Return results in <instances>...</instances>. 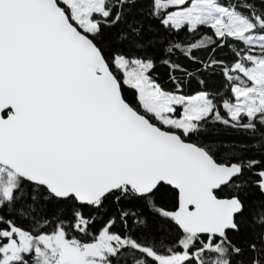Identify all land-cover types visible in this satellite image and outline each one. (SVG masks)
Listing matches in <instances>:
<instances>
[{
  "label": "snow or ice",
  "instance_id": "6c2138e0",
  "mask_svg": "<svg viewBox=\"0 0 264 264\" xmlns=\"http://www.w3.org/2000/svg\"><path fill=\"white\" fill-rule=\"evenodd\" d=\"M0 264H264V0H0Z\"/></svg>",
  "mask_w": 264,
  "mask_h": 264
},
{
  "label": "trees",
  "instance_id": "16d2710c",
  "mask_svg": "<svg viewBox=\"0 0 264 264\" xmlns=\"http://www.w3.org/2000/svg\"><path fill=\"white\" fill-rule=\"evenodd\" d=\"M163 71H164V70L162 69L161 72L163 73Z\"/></svg>",
  "mask_w": 264,
  "mask_h": 264
}]
</instances>
